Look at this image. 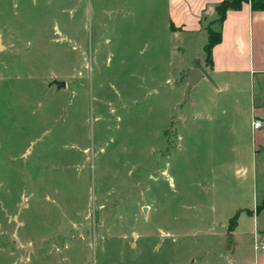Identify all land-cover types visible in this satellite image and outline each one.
Returning <instances> with one entry per match:
<instances>
[{"label": "rangeland", "instance_id": "1", "mask_svg": "<svg viewBox=\"0 0 264 264\" xmlns=\"http://www.w3.org/2000/svg\"><path fill=\"white\" fill-rule=\"evenodd\" d=\"M173 1L0 0V264H253L264 128Z\"/></svg>", "mask_w": 264, "mask_h": 264}, {"label": "crops", "instance_id": "2", "mask_svg": "<svg viewBox=\"0 0 264 264\" xmlns=\"http://www.w3.org/2000/svg\"><path fill=\"white\" fill-rule=\"evenodd\" d=\"M223 1L174 0L172 5L175 6V12L169 29L177 34L188 32L194 36L200 35L203 49L209 40V27L221 32L222 40L213 47L211 62H207L205 55L201 64H189L183 78L188 88L194 85H207L218 90L224 88L228 94L227 99L240 100V97L252 92L251 129L254 132L255 117L261 121L260 127L255 129L264 128V10H253L249 2H244L240 9H229L224 20L219 22L217 6ZM195 69L200 72L199 78L190 84L191 73ZM253 150L257 159L258 154L264 153V145H260V148L254 146ZM254 166L257 168V164ZM260 200H264V193L254 199L253 207H239L227 226L229 238L233 240L238 230H242L243 218L253 219V264H264V255L255 250L257 241L264 238V221L260 223L264 208L257 211V206L262 203H259ZM235 216L236 224L230 232V222Z\"/></svg>", "mask_w": 264, "mask_h": 264}, {"label": "trees", "instance_id": "3", "mask_svg": "<svg viewBox=\"0 0 264 264\" xmlns=\"http://www.w3.org/2000/svg\"><path fill=\"white\" fill-rule=\"evenodd\" d=\"M244 2H249L253 10H264V0H224L221 4L217 6V12L219 14L218 21L221 22L226 17V13L229 9H240ZM209 40L205 45V52L207 55V62L210 63L212 60V50L213 47L221 42L222 34L220 31H215L211 27L208 28ZM264 208V200L260 205L257 206V211ZM237 216H235L229 226V231L231 232L236 224Z\"/></svg>", "mask_w": 264, "mask_h": 264}, {"label": "water", "instance_id": "4", "mask_svg": "<svg viewBox=\"0 0 264 264\" xmlns=\"http://www.w3.org/2000/svg\"><path fill=\"white\" fill-rule=\"evenodd\" d=\"M2 47H3V45H2V43H1V35H0V48H2ZM199 73H200V72H199V70H197V69H195V70L192 71V73H191V78H190V84H193V83H195V82L198 80V78H199ZM50 85H56L58 89H61V88H65V87L67 86V83H66V81H64V80L54 79V80L50 83Z\"/></svg>", "mask_w": 264, "mask_h": 264}, {"label": "built area", "instance_id": "5", "mask_svg": "<svg viewBox=\"0 0 264 264\" xmlns=\"http://www.w3.org/2000/svg\"><path fill=\"white\" fill-rule=\"evenodd\" d=\"M253 125L255 128L260 127L261 121L258 117L254 118ZM255 250L258 254L264 255V239L257 241Z\"/></svg>", "mask_w": 264, "mask_h": 264}]
</instances>
